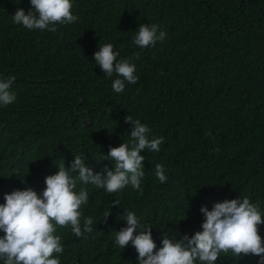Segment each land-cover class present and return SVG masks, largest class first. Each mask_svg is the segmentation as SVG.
Listing matches in <instances>:
<instances>
[{
    "label": "trees",
    "instance_id": "trees-1",
    "mask_svg": "<svg viewBox=\"0 0 264 264\" xmlns=\"http://www.w3.org/2000/svg\"><path fill=\"white\" fill-rule=\"evenodd\" d=\"M18 8L27 13L30 0H0V78H16L15 102L0 106V203L27 187L42 195L45 177L75 155L94 173L114 168L103 156L129 141L128 115L151 129L150 139L164 138L159 152L141 151L142 192L77 182L89 195L81 224L91 216L93 231L78 238L57 227L60 264H138L131 244L114 243L126 210L153 226L157 249L164 235L202 231L201 207L226 199L248 197L264 218V0H72L78 19L56 32L13 23ZM141 24H158L166 39L135 46ZM105 43L135 65L138 80L125 81L122 93L112 89L122 77L106 76L94 61ZM259 234L264 240V224ZM259 259L229 252L215 264Z\"/></svg>",
    "mask_w": 264,
    "mask_h": 264
},
{
    "label": "clouds",
    "instance_id": "clouds-1",
    "mask_svg": "<svg viewBox=\"0 0 264 264\" xmlns=\"http://www.w3.org/2000/svg\"><path fill=\"white\" fill-rule=\"evenodd\" d=\"M17 3L20 0H16ZM31 9L26 13L18 8L13 15V23L22 25L28 30H47L56 32V25L75 23L78 19L73 15L72 0H30ZM167 33L158 24H141L132 37V43L140 48L155 46L163 42ZM119 53L114 51L111 43L100 45L94 52V61L106 76L117 77L112 82V89L122 93L125 81L135 84V65L128 59H117ZM15 76L0 78V106H8L15 102L16 94L11 91ZM125 123L133 125L130 139L117 147H109L103 159L114 162V168L107 165L99 172L85 164L79 155L70 162L58 164V171L45 177V188L42 195L31 187L17 189L4 194V203H0V261L3 264H60L54 254L63 252L62 237L57 227L71 228L75 237L93 231L94 220L91 216L83 217L82 205L89 203L88 191L81 187L91 184L112 194L131 185L133 190L141 191L144 156L142 150L159 152L163 137L149 138L151 129L134 119L132 115L125 117ZM75 174V175H73ZM155 175L161 183L167 181L165 170L161 164L155 165ZM120 205L118 200L112 205ZM111 205V206H112ZM204 219L202 231L193 235H182L179 239L164 235L162 246L157 249L152 238L150 224L142 223L132 211H127L119 219L126 220V226L115 232L114 243L125 249L131 244L138 253V264H215L221 253L233 257L255 255L264 264V240L259 234V225L264 218L258 204L248 197L216 202L211 210L207 206L200 209ZM110 211L103 213L105 223Z\"/></svg>",
    "mask_w": 264,
    "mask_h": 264
},
{
    "label": "water",
    "instance_id": "water-1",
    "mask_svg": "<svg viewBox=\"0 0 264 264\" xmlns=\"http://www.w3.org/2000/svg\"><path fill=\"white\" fill-rule=\"evenodd\" d=\"M85 123H86V124H88V123H89V121H88L87 119H85Z\"/></svg>",
    "mask_w": 264,
    "mask_h": 264
}]
</instances>
